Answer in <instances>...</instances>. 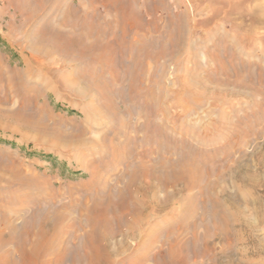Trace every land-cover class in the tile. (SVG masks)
Instances as JSON below:
<instances>
[{"label":"rangeland","instance_id":"rangeland-1","mask_svg":"<svg viewBox=\"0 0 264 264\" xmlns=\"http://www.w3.org/2000/svg\"><path fill=\"white\" fill-rule=\"evenodd\" d=\"M116 1L0 0V65L3 69L21 67L19 63L24 59L35 64L28 54L27 37L32 32L47 24L60 25L71 11L80 16L97 14L111 20L118 13ZM139 3V15L145 24L154 23L161 32H172L174 27L180 46L178 56L149 61L145 72L123 78L125 98H117V103L122 110L119 114L124 126L121 121L111 124L108 119H101L93 108H88L87 100L78 99L64 90L60 78L71 69H61L58 64L46 62L44 70L37 71V77H48L55 91L40 92L30 107L44 118L48 128L43 133L47 135L43 137V130L42 138L37 140L34 138L36 132L12 130L14 122L3 114L24 105L15 92L7 89L5 81L0 82V115L3 113L0 116V187L26 192L41 189L39 185L45 189L47 183L48 188L60 192L55 203L60 200L66 204L84 202L86 193L78 185L87 179V175L81 162L94 158L92 154L96 148L83 144L81 147L75 141L76 135L99 140L105 135L110 138L116 130L121 132L117 136L119 141L126 138L133 141L137 159L149 150L143 143L149 134V130L145 131L148 116L153 118L154 125L164 130L165 157L173 161L180 157L194 158L203 178L190 193L183 186L177 190L168 189L172 197L170 200L167 197L166 213L170 216L162 228H171L174 235L163 234L162 240L150 250V256L141 262L156 264L155 257L165 255L171 242L176 238L191 242L193 232L197 230L201 237L209 231L214 235L213 248L203 257L191 255L192 264H264V73H261L264 71V0H151L149 6H144L143 0ZM184 10L187 13L185 25L180 28L170 25V19H178ZM217 55L230 69L228 78L231 80L236 79L237 65L250 68L253 75L248 84L257 88L260 95L231 97L221 94L218 85L227 75L220 70L221 66L215 60ZM184 86L188 90L191 88L189 92L195 98L203 99V106L195 110L189 104L177 105ZM149 91L160 94L161 102L155 114L142 105L147 96L143 97ZM5 97L9 103L2 104ZM62 138L67 142L65 145ZM123 172L124 168L120 166L114 173ZM114 173L111 183L115 184ZM33 175L41 178L43 184L29 188L16 179ZM74 216L80 217L78 212ZM220 221L229 225L228 236L223 240L218 226ZM184 222L189 223V233L183 228ZM82 233L79 231L77 235ZM4 251V248L0 249V256Z\"/></svg>","mask_w":264,"mask_h":264},{"label":"bare ground","instance_id":"bare-ground-1","mask_svg":"<svg viewBox=\"0 0 264 264\" xmlns=\"http://www.w3.org/2000/svg\"><path fill=\"white\" fill-rule=\"evenodd\" d=\"M143 3L144 6H149L151 0H143ZM116 8L118 13L111 20L103 19L97 14L80 16L71 9L70 15L60 25L56 24L54 27L47 24L27 37L29 58L35 64L24 59L19 63L21 67L18 65L3 69V65H0V82L5 81L7 89L15 92L24 105L16 111L2 113L14 122L12 130L36 132L35 139L47 135L43 134L48 129L44 118L30 109L40 92L55 91V86L51 85L48 77H37V71L44 70L46 62L49 65L58 64L61 69H71L60 78L64 90L78 99L87 100L88 108H93L101 119H108L111 124L121 121L122 124L117 98H125L123 78L135 76L139 71L145 72L149 61L178 56L180 42L174 27L172 32H161L154 23L145 24L139 15V0H117ZM181 13L182 16L178 19H170L169 24L179 27L186 23L187 13L185 10ZM132 23L135 26L131 27ZM179 36L182 37L181 34ZM220 59L217 55L215 60L221 66L220 70L227 75L218 85L221 94L231 97L260 95L257 88L248 84L253 75L250 68L237 65L236 79L231 80L228 78L229 68ZM182 89L177 105L189 104L195 110L201 107L203 99L199 96L195 98L189 92L191 88L188 90L184 86ZM159 96L160 94L153 92L146 94L142 105L155 114V109L161 102ZM5 98L2 99V104L7 101L9 103V99ZM255 103L261 106L256 101ZM153 123V118L147 116L145 131L149 130V134L143 143L149 146V150L137 159L133 153V141L130 138L119 141L117 136L121 132L117 133L116 130L110 138L104 134L99 140L76 135L78 138L75 141L81 147L83 144L96 148V152L93 151L95 154H92L95 155L94 158L81 162L87 175V179L78 185L86 193L84 202L73 201L66 204L60 200L55 203L60 192L48 188L47 183L45 189L40 187L39 184H43V181L35 175L28 178L15 177L29 188L38 184L37 187L41 189L20 192L0 187V249H5V253L0 256V264H143L141 261L150 256V250L162 240L163 234L169 237L174 235L171 228H162V224L169 222L167 217L170 213H166L169 202L167 197L170 200L172 196L168 194V189L177 190L179 186H183L190 193L203 178V172L200 173L201 168L194 158L180 157L173 161L165 157L164 130ZM61 135L60 137L63 136ZM63 138L61 141L65 145L67 142ZM75 141L73 140L74 143ZM120 166L124 168V172L114 173ZM112 173L115 184L111 183ZM34 191H37L38 196ZM76 212L80 217L74 216ZM183 224V228L189 233V223ZM218 226L220 238H227L228 222L220 221ZM79 231L83 232L80 236L77 235ZM192 239L190 242L176 238L170 243L165 255L155 257L156 264H192L191 258L203 257L213 248L211 243L214 235L210 231L201 237L195 230ZM134 255L138 256L134 258Z\"/></svg>","mask_w":264,"mask_h":264}]
</instances>
